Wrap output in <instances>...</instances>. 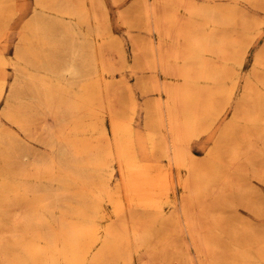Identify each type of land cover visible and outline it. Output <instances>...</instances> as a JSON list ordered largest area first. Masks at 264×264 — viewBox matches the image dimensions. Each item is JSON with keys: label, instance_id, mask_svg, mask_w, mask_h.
I'll use <instances>...</instances> for the list:
<instances>
[{"label": "bare ground", "instance_id": "1", "mask_svg": "<svg viewBox=\"0 0 264 264\" xmlns=\"http://www.w3.org/2000/svg\"><path fill=\"white\" fill-rule=\"evenodd\" d=\"M36 2L41 11L25 26L15 60L0 48V101L11 65L17 77L9 96L20 99L27 90L31 116L43 111L55 124L45 127L51 153L29 155L4 124L24 132V105L1 111L0 264H132L137 254L142 264H244L247 238L256 244L252 259L263 263L264 236L225 211L236 210L246 191L243 179L234 177L250 149L244 144L264 137V90L249 83L230 120L224 118L240 81L229 64L244 66L253 44L249 29L262 24L243 8L215 0L144 1L147 30L157 38L147 43V90L157 97L150 105L153 123L142 131L133 92L129 115L116 111L110 92L114 68L104 51V0H90V7L87 0ZM13 5L0 0V32ZM255 63L264 69V53ZM204 136L216 139L199 156L193 143ZM157 152L169 168H161ZM24 157L32 159L31 175ZM25 175L34 182L28 180L24 192ZM176 186L183 193L173 204ZM163 204L174 212L164 214Z\"/></svg>", "mask_w": 264, "mask_h": 264}, {"label": "rangeland", "instance_id": "2", "mask_svg": "<svg viewBox=\"0 0 264 264\" xmlns=\"http://www.w3.org/2000/svg\"><path fill=\"white\" fill-rule=\"evenodd\" d=\"M144 1L146 2V0H104L107 13L106 28H108V33L103 39V41L106 42L104 46L106 60L109 65L114 68V73L110 76L109 81L111 82L110 92L116 96V111L123 115L131 114L130 109H128L131 90L140 105V110L136 117V127L142 131L148 127L147 125L153 123V120L149 117L152 114L150 105L157 97L155 93L147 90V78L152 74L145 65L147 43L148 40L156 41L157 38L153 31L147 30ZM198 1L203 2V0ZM215 1L219 4L225 3L243 8V10L249 12L250 17H255L259 23L262 24L263 28L258 29V27L254 26L249 29L250 35L253 37V44L249 49L244 66L239 68L233 63L229 64L233 66V68L231 67L232 76H239L240 81L236 95L233 98V107L227 111L224 117L228 121L233 113L231 110L247 95L249 83L257 84L259 89L264 90V69L260 68V65L255 63L258 56L264 53V5L249 3L245 0ZM90 6V0H87V7ZM39 11H41V9H37L36 0H14V5L10 9V13L6 14L5 17H8V24L5 29L0 32V41H2L0 43V48L3 50L2 52L10 63L16 58L25 26L31 21L33 15ZM46 13L52 15V13ZM100 14L102 15V11H100ZM236 29L241 31L243 29L242 24H237ZM259 32H261V35L258 34ZM122 55L125 56V60H122ZM153 73H155L154 75L158 74L156 70L153 71ZM16 77L17 73L10 65L7 75V93L4 99L0 101V118L1 111L8 105L16 110L20 103L23 104L25 108L24 113L26 114V130L22 132L12 126L11 123L4 121L6 128H12L21 138L25 154H27V152L29 155L40 154L43 156L44 154H50L51 151L50 148H48L50 142L45 127L53 126L55 124L54 120L43 111L35 112V114H39L38 116L35 115V118L31 116L34 112L29 109L30 106L28 103L31 99L25 94L27 90H24L25 92L23 94H19L20 99L9 96L11 87L15 84ZM104 88L105 86L103 85L102 89L104 95L103 92L102 95L103 97H107ZM225 88H227V86H225ZM106 125H109L107 119ZM1 129L2 124L0 123V131ZM215 139L216 136L214 138L211 136V139L209 136H204L193 143V150L199 156H206L211 147L214 146ZM15 141L18 140L15 139ZM244 145L249 146L250 149L243 154V165L238 167L234 177L243 179L246 191L241 201H239V199L237 201L240 206H238L236 210L228 209L225 211V217L231 220H241L244 222L245 226H251L256 230V236L261 237L264 236V137H255L250 141V144L245 143ZM155 157L160 163L161 168H169L168 161L162 155V152H157ZM31 160L32 159L29 160V157H24L25 174L30 173L31 175L34 172L33 168L29 166ZM0 165H2L1 160ZM173 171V175H176V170L174 169ZM115 175L116 178L114 181L119 179V174L116 173ZM28 180L29 182H34L33 178L25 175L24 192L26 191V182ZM94 181L95 184H97L98 177H96ZM182 193V189L176 186L175 190L170 193V202L177 204L182 197ZM245 205H248V207ZM162 209L164 214L171 215L175 207H173L172 204H163ZM104 210L107 214L108 221H113L114 213L112 207L106 205ZM134 210H137L140 214L143 213L144 216H150L154 213V211L150 210L142 211V209L136 208H134ZM159 228V224H156L154 229L158 231ZM184 237L186 241H189L187 235H184ZM156 242L157 240H153L154 245H156ZM243 245L245 246L244 250H246L248 254L247 256L250 257V259H246L244 264H264V262L262 263L258 259H252L257 255L256 244H252L251 240L247 238ZM191 252L195 253L193 248ZM143 258L144 257L139 254L135 255L132 264H142ZM159 260L161 259L157 258L156 261L158 262ZM161 261H163L162 264H171L167 259Z\"/></svg>", "mask_w": 264, "mask_h": 264}]
</instances>
